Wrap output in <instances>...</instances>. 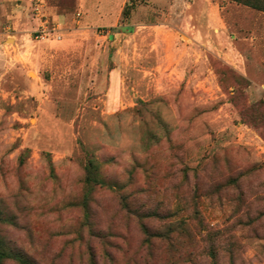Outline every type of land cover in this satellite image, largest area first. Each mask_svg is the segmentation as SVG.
Masks as SVG:
<instances>
[{"label":"rangeland","instance_id":"374dc122","mask_svg":"<svg viewBox=\"0 0 264 264\" xmlns=\"http://www.w3.org/2000/svg\"><path fill=\"white\" fill-rule=\"evenodd\" d=\"M132 1L0 0V247L36 264H264V43L246 78L173 0L125 18ZM229 5L226 41L256 13Z\"/></svg>","mask_w":264,"mask_h":264},{"label":"crops","instance_id":"0c3cea01","mask_svg":"<svg viewBox=\"0 0 264 264\" xmlns=\"http://www.w3.org/2000/svg\"><path fill=\"white\" fill-rule=\"evenodd\" d=\"M223 1L227 4L223 5L219 0H173V3H171V11L175 13V11L181 9L185 12L184 20L187 26L191 27V30L204 32L205 27L207 31H212L210 33L213 34L214 39H217L213 43V55L222 58L237 72L248 78V62L254 54L256 43H264V13L240 5L256 13H252L246 9L247 22L244 34L238 35V32L234 31L229 36L230 40L226 41V31H228L230 26H228L229 24L225 15L230 11L229 4L236 3L226 0ZM188 39L189 42H193V38L188 37ZM241 43H244L246 46L245 50L239 46ZM203 47L205 48V45ZM262 80L264 83V78Z\"/></svg>","mask_w":264,"mask_h":264},{"label":"trees","instance_id":"16d2710c","mask_svg":"<svg viewBox=\"0 0 264 264\" xmlns=\"http://www.w3.org/2000/svg\"><path fill=\"white\" fill-rule=\"evenodd\" d=\"M226 1H230V2H234L236 4H239V5L247 6V7H250L252 9H255V10L259 11V12H263L264 13V0H226ZM135 6H136V3L133 0L130 5L127 4L125 6V8L123 9L122 15L125 18L130 17V14L135 9ZM128 31L131 33L133 31V29L129 28ZM217 73L219 75V78L221 79V74H220L219 70L217 71ZM235 73H237V72H235ZM237 75H239V74L237 73ZM91 168H92V163H90L88 165V168H87V171H88V182L95 181L94 177H92V169ZM126 208L127 207H125V209ZM4 258H13L17 262H19L20 264H36L34 261L29 259L27 256H25L22 253H14V254L7 253V251L3 250L0 247V261L2 259H4Z\"/></svg>","mask_w":264,"mask_h":264}]
</instances>
